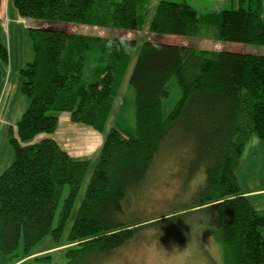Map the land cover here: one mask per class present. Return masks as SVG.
<instances>
[{
	"label": "trees",
	"instance_id": "1",
	"mask_svg": "<svg viewBox=\"0 0 264 264\" xmlns=\"http://www.w3.org/2000/svg\"><path fill=\"white\" fill-rule=\"evenodd\" d=\"M146 1L12 0L22 18L38 21L23 23L35 52L21 68L20 90L29 102L18 122L8 126L14 158L0 174V250L16 256L13 262L34 255L31 249L49 235L59 241L70 218L65 243L55 247L83 245L78 251L85 252L97 245L110 255L141 228L163 225L174 232L180 227L176 207L136 217L143 210L134 207L138 192L130 191L139 189L166 153L185 155L182 146L192 143L193 166H204L205 177L193 188L188 185L195 201L180 210L210 209L221 233L223 264H264V208L252 202L236 174L250 135L264 140V55L42 26L138 31ZM211 29L217 40L264 45V0H239L236 9L209 13L185 0H160L148 23L154 35L201 37ZM10 54L0 23V59L8 64ZM96 56H105L107 64L92 63ZM128 69L136 127L117 121L108 130L80 199L91 162L72 157L52 137L59 114L69 112L74 122L103 132ZM172 79L181 97L166 111ZM124 97L128 103L131 93ZM178 125L183 130L174 135ZM20 242L24 256L18 258Z\"/></svg>",
	"mask_w": 264,
	"mask_h": 264
},
{
	"label": "rangeland",
	"instance_id": "2",
	"mask_svg": "<svg viewBox=\"0 0 264 264\" xmlns=\"http://www.w3.org/2000/svg\"><path fill=\"white\" fill-rule=\"evenodd\" d=\"M159 1L160 0H147L145 2L143 10L140 12L141 27L138 31L98 25L88 26L76 23H57L50 25L48 22H45L46 24L42 26L65 28L69 32H79L105 38H135L138 39L139 42L149 39L206 49L264 55V45L217 40L212 29L201 37L150 34L148 32V23ZM171 1L181 2L182 0ZM185 2L195 7L197 11H202L203 13L219 12L223 9H236L239 7V0H185ZM10 7L12 8L11 5ZM10 19V25L12 24L10 29L7 27L5 31V28H3V37L10 47V62L5 64L0 59V65L3 66L6 75L9 73V77L4 81V85L8 82L9 86H15L18 81L23 78L21 68L25 67L28 58L31 57L32 61L34 60L35 52L32 39L28 33V28L22 23H16L14 17H10ZM3 20L6 19L4 18ZM25 23L29 25L28 20H26ZM91 60L95 65L99 63L107 64L105 56H96ZM131 72L132 70L128 69L125 74L119 95L116 97L113 107V116L103 132L89 126L90 130L84 135H81V132L75 131L70 127L61 128L60 121L57 130L52 135L60 146L68 151L72 157L88 159L91 162V168L84 179L80 192V199L89 183L93 165L99 156L104 136H106L108 130L112 126H115L117 121L126 124L130 129L136 127V117L134 113L135 104L129 84ZM3 76L0 70V80ZM168 87L170 94L164 101L168 105L165 107L166 111L170 110L181 97L180 89L174 79L169 81ZM12 91V89L7 90V92ZM130 93L131 98L127 103L124 96L130 97ZM23 97L26 99L24 105L28 104V98L24 95ZM121 109L126 111L123 117L118 116ZM63 116H67L69 124L88 126L83 123L74 122L69 112H61L59 114V120L60 117L62 119ZM18 120L19 119H16L13 123L18 122ZM175 128L177 130L174 132V135H178L181 133V130H183V125H178ZM187 130L196 132L191 128H187ZM190 134L193 135V133ZM44 136L45 135H41L42 138ZM167 139L168 138L164 140L163 145L166 143ZM192 145V143H187L186 146H182L185 155L173 153L174 155L172 156L166 153L164 155L165 157H162L158 162L159 164L151 171V175L149 176L148 174L146 179L140 183L139 189L136 188L130 191L138 192V196L135 197L134 207L143 210L140 214L137 213L136 217L138 215H153L160 212L163 208H170V206L176 207L179 210L176 214V220L179 222L182 229L179 227L169 234L167 228L163 225H159V227L151 226L141 228L125 246L117 251L110 252L111 254L109 255V253L103 254L101 251H97V245H90L85 252L78 251L83 245L70 246L67 248H65V246L55 247L56 245L65 243L67 233L73 223V219L70 218L59 241L55 240V237L52 235H49L31 249L32 252L37 250L39 253L17 262H13L16 256L11 258L9 254L0 250V264H223L221 233L212 223L210 209L203 208L196 212H193L191 209H186L184 211L180 210L184 208V206H189L195 201L194 196L189 195L188 185L190 184L191 188H193L200 181L204 182L205 177L204 166H193L196 165V162ZM11 151L12 155L10 157L9 154ZM163 151L167 150L164 149ZM13 158L14 149L9 141L7 127L5 131L0 132V174L9 166ZM236 174L238 182L244 190L252 189L255 191L258 190L259 187H264V140L258 137L256 133H252L245 143V148L241 154ZM194 176H198V180L196 178L192 180ZM67 193L68 189L65 190L64 196H66ZM80 199L77 202V206L80 203ZM251 200L256 204L257 208H264V192L259 196L252 195ZM157 209L158 211H156ZM139 225L141 224H136L133 227ZM22 248L23 243L20 242L19 248L16 250L19 253L17 256L18 258L24 256ZM69 250L75 251L69 252ZM38 255H49L50 258L49 260H38L35 258V256Z\"/></svg>",
	"mask_w": 264,
	"mask_h": 264
},
{
	"label": "crops",
	"instance_id": "3",
	"mask_svg": "<svg viewBox=\"0 0 264 264\" xmlns=\"http://www.w3.org/2000/svg\"><path fill=\"white\" fill-rule=\"evenodd\" d=\"M10 5L12 6V8L10 7ZM10 17H14L16 19L15 20L16 23L23 24L26 20H28L29 25L26 24L27 26L34 25L35 23L38 22L32 19L22 18L18 14L15 6L12 3V0H4L3 6L0 11V23L3 26V28H5V31L7 27L10 29V26L12 25V24L10 25V22H11ZM4 18L6 20H3ZM31 60L32 59L30 57L28 58L27 62ZM0 70L2 71L4 75L2 79L0 80V132H3L8 126L16 124L13 122L16 119H19L21 117V113L26 109L28 104L24 105L26 103V99L23 97V94H21L20 92V85H21L22 78L18 81V83L15 86L14 85L9 86L7 81H6L7 84L4 85V81L9 77V73L6 75L2 65H0ZM10 89H12L13 91L7 92V90H10ZM19 104H20V107H19ZM60 121H61V124H63L64 128L70 127L71 129L75 131L81 132V135H84L90 130L89 126H83V125L78 126L75 124H69L67 121V116H63L62 119L60 117L59 123ZM9 123H12V124H9ZM9 155L11 157L12 151ZM244 191L249 195L259 196L263 194L264 187H259V189L255 191H253L252 189L244 190ZM52 248H48V249H52ZM36 253H39V252H37L36 250L34 254Z\"/></svg>",
	"mask_w": 264,
	"mask_h": 264
},
{
	"label": "bare ground",
	"instance_id": "4",
	"mask_svg": "<svg viewBox=\"0 0 264 264\" xmlns=\"http://www.w3.org/2000/svg\"><path fill=\"white\" fill-rule=\"evenodd\" d=\"M61 128H64V127H63V124H61Z\"/></svg>",
	"mask_w": 264,
	"mask_h": 264
}]
</instances>
